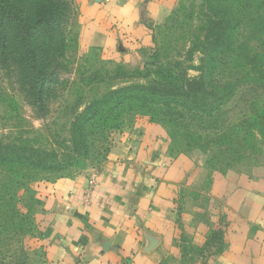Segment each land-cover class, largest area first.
<instances>
[{
	"label": "crops",
	"instance_id": "1",
	"mask_svg": "<svg viewBox=\"0 0 264 264\" xmlns=\"http://www.w3.org/2000/svg\"><path fill=\"white\" fill-rule=\"evenodd\" d=\"M180 1L82 0L79 45L140 66ZM28 204L64 264H264V162L214 171L146 117L114 136L101 168L39 181Z\"/></svg>",
	"mask_w": 264,
	"mask_h": 264
},
{
	"label": "rangeland",
	"instance_id": "2",
	"mask_svg": "<svg viewBox=\"0 0 264 264\" xmlns=\"http://www.w3.org/2000/svg\"><path fill=\"white\" fill-rule=\"evenodd\" d=\"M63 1L68 3L65 26L68 46L60 59L63 85L47 113L34 107L25 97L16 69L6 67L0 61V140L6 143L27 142L29 146L50 152V159L53 160L49 163L50 169L34 171L21 188V207L28 214L26 220L18 221L22 224L23 232L0 229V264H64L48 255V249L42 242L43 225L36 215L27 213V202L36 199L39 181H55L101 168L116 134L130 129L141 117L151 119L148 111L141 113L135 110L114 129L103 132L87 126L89 123L85 120L96 108L105 106L103 100L110 91L121 92L126 87L148 85L157 81L159 72L167 69L190 78L200 76L194 67L201 65L202 55L196 49L192 33L200 24L202 0L180 1L167 22L154 29V51L148 61L137 67L104 59L97 49L81 48L79 26L82 0ZM229 1L220 0V4ZM238 20L241 22L248 18L242 16ZM247 36L246 26L241 25L236 41L241 43ZM215 58V77L224 85L236 84L230 102L219 108L223 119L218 118L216 111L214 118L207 117L200 123L197 120L199 115L189 110H182L180 115L177 108L170 109L169 115L157 113V117L164 120L170 133L181 137L196 150L214 171L246 169L263 163L264 136L259 129L245 124L252 121L255 113L258 114L256 106L264 109V97L261 93L251 92L255 87L253 81L243 83L244 74L236 66L235 54L220 53ZM250 78L253 79V76L250 75ZM224 129L227 136L231 135L233 144H236L235 137H238L243 143L252 141L253 145L248 143L244 154H239L237 150L240 148L236 150L234 145L236 156L233 159L232 147L222 145V142H231L225 138L226 135H222ZM195 258L190 256V262Z\"/></svg>",
	"mask_w": 264,
	"mask_h": 264
},
{
	"label": "trees",
	"instance_id": "3",
	"mask_svg": "<svg viewBox=\"0 0 264 264\" xmlns=\"http://www.w3.org/2000/svg\"><path fill=\"white\" fill-rule=\"evenodd\" d=\"M236 1H239L238 4ZM201 8L200 24L192 33L196 49L202 55L201 65L194 67L200 76L190 78L167 69L159 72L157 81L148 85L126 87L121 92L112 90L103 100L105 106L96 108L85 120L89 123L87 126L103 132L111 130L135 110L141 113L148 111L152 115L150 121L160 123L166 129L169 127L162 118L157 117V113L169 115L170 109L174 108L180 110V115L182 110L199 115L197 120L200 123L207 117L214 118L216 111L218 118L223 119L219 108L230 102L236 84L224 85L215 77V56L220 53L235 54L236 66L244 74L243 83L253 81L255 87L251 92L261 93L264 97V0H230L223 5L220 0H202ZM67 9L68 3L63 0H0V61L6 67L16 69L25 97L44 113L57 99L63 85L60 59L68 46L65 39ZM242 16L248 20L239 22ZM241 25L246 26L248 36L239 43L236 36ZM171 106L174 107L169 108ZM256 111L258 114L255 113L252 121L245 125L259 129L264 136V109L256 106ZM224 130L222 135L231 141V135L227 136V130ZM169 134L173 138L179 137L174 133ZM235 139L236 144L232 141L229 144L222 142V145L232 147L233 159L237 149L240 148L237 150L239 154H244L248 143L253 145L250 140L243 143L238 137ZM27 144L0 140L2 230L20 232L22 224L18 221L26 220L28 216L21 207V188L34 171L51 168L49 163L53 160L50 159V152ZM233 146L236 150H233ZM27 208V213L35 214L29 204Z\"/></svg>",
	"mask_w": 264,
	"mask_h": 264
}]
</instances>
